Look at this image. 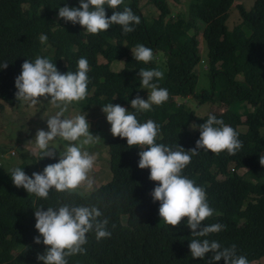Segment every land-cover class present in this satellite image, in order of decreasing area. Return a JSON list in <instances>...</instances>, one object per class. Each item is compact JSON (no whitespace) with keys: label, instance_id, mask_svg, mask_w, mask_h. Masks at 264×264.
I'll return each instance as SVG.
<instances>
[{"label":"trees","instance_id":"obj_1","mask_svg":"<svg viewBox=\"0 0 264 264\" xmlns=\"http://www.w3.org/2000/svg\"><path fill=\"white\" fill-rule=\"evenodd\" d=\"M140 1L124 0L115 10L106 6L108 16L130 7L140 17L134 31L125 34L122 26L113 24L107 31L90 34L58 15L59 7H79L80 0H0V66L8 65L0 67V106H21L15 97V78L25 60L48 58L64 73L77 71V62L84 57L89 63L88 95L75 102L82 110L108 103L126 106L141 123L151 119L159 124L156 142L173 150L177 144L185 150L195 148L199 125L209 115L222 119L239 133L240 150L231 155L226 150L215 154L199 149L183 170V175L205 189L214 210L203 225H226L218 233L198 238L215 240L222 248L235 244L237 256L244 255L249 264H264L259 262L264 258V165L260 163L264 157V0H255L249 9L239 4L241 21L231 29L227 22L235 0H191L190 19L174 13L168 0H149L159 11L152 22ZM199 33L208 48L210 87L197 90V67L202 61ZM45 34L47 42L41 43L40 36ZM133 43L151 48L153 60H135L129 53ZM46 46L53 53L45 50ZM235 54L242 57L241 78L219 66ZM99 56L106 61L101 62ZM120 60L123 67L114 71L112 63ZM141 68L163 72V79L153 82L166 88L169 98L149 111L137 112L131 108V100L140 95ZM188 97L222 105L224 111L200 115L178 101ZM254 125L260 129L256 135L240 129ZM108 150L109 181L83 194L53 188L47 199L17 188L10 176L13 168L6 170L0 159V264H44L37 255L48 246L42 236L41 243H35L34 237L40 236L35 211L63 204L97 207L102 212L98 219H107L106 230L111 233L97 240L95 229L90 231L83 245L86 252L67 257L68 264H209L212 252L203 259L191 256L189 244L194 237L187 218L177 226L158 222L160 204L153 201L151 192L159 182L149 179V168L138 167V153L144 149L128 147L126 138L112 135ZM56 162V157L37 156L32 162L25 157L15 167L31 176ZM240 169L246 171L240 174ZM211 264H225V260Z\"/></svg>","mask_w":264,"mask_h":264},{"label":"clouds","instance_id":"obj_2","mask_svg":"<svg viewBox=\"0 0 264 264\" xmlns=\"http://www.w3.org/2000/svg\"><path fill=\"white\" fill-rule=\"evenodd\" d=\"M123 3L124 0H80L79 7H59L58 15L74 25L78 23L90 34L107 31L113 24L122 26L123 32L127 34L134 31L133 25L140 23V17L128 6L123 11H113L111 16L106 13V6L115 10ZM47 39L46 34L40 36L41 43L47 42ZM132 53L135 60L145 63L154 58L153 50L143 44H138ZM77 65V71L61 73L50 59L38 56L34 62L25 60L21 73L15 78V97L18 101L35 106L42 102L41 97L47 99L50 96V102L58 109L54 115L47 117V131L37 129L33 155L39 154V159L55 157L58 148L52 142L56 138L67 142L64 150L59 151L58 162L45 166L42 173L33 172L29 176L20 167L11 170L10 176L17 188L23 187L28 194L40 198L47 199L53 188L58 192H73L85 183L89 187L92 184L89 173L97 156L90 154L87 146L99 143L101 137L90 132L87 114L71 118L64 115L69 105L84 100L88 95L89 63L81 57ZM7 66L5 62L0 67ZM138 75L141 77L140 87L151 91L146 100L139 95L132 99V109L137 112L149 111L152 105L159 106L168 100V90L153 82L154 79H163L162 71L141 68ZM102 111L106 114L114 137L126 138L128 147L140 146L144 149L138 153V167L149 168V179L159 182L151 196L153 201H159L161 219L170 226H177L187 218V226L194 237L189 244L192 258L203 259L206 253L212 252L211 261L223 258L225 264H249L244 255H236L235 244L222 248L215 240L198 238L218 233L226 225H203V221L211 217L214 210L209 206L205 189L183 175V170L199 149L210 150L215 154L224 150L231 155L236 154L242 147L239 133L222 119L209 115L199 125L200 136L195 148L185 150L177 144L173 150L172 147L156 142L160 125L155 121L148 119L141 123L135 112L120 104H105ZM260 163L264 165V157H260ZM101 216L102 212L95 206L63 204L58 208L48 207L47 210H43L42 206L37 208L35 228L40 236L34 237V240L39 244L42 236L43 244L48 246L44 253L37 255V259L44 264H68L67 257L86 252L83 247L87 242L86 234L93 229L97 240L110 237L111 233L106 230L108 221L99 220Z\"/></svg>","mask_w":264,"mask_h":264},{"label":"rangeland","instance_id":"obj_3","mask_svg":"<svg viewBox=\"0 0 264 264\" xmlns=\"http://www.w3.org/2000/svg\"><path fill=\"white\" fill-rule=\"evenodd\" d=\"M191 0H168L169 5L174 13H180L190 19L189 3ZM255 0H235L234 6L230 10V16L227 22L228 27L231 29L236 24L241 21L239 13V4H243L247 9H249ZM142 11L144 15L148 18L149 22H152L158 15L159 11L155 8L149 0L140 1ZM203 26V23L201 22ZM247 33L250 32V25L246 24L244 27ZM200 39V51L202 56V61L198 65L199 81L197 90L201 88H209L210 80L207 76L208 72V48L203 41V35L199 33ZM139 43H133L129 47V53L135 50ZM45 50L53 53V49L49 46L45 47ZM133 54V53H132ZM101 62L106 60L99 56ZM219 66L226 69L227 71L236 74L238 78H241V70L243 66L242 57L240 54H235L231 58L225 59L219 63ZM123 67V61H116L112 63V69L118 71ZM150 89L141 88L140 97L143 99L148 98ZM149 92V93H148ZM178 99V98H177ZM42 101L37 105L33 106L29 103L22 102L19 107H12L9 105H4L3 108L0 106V159L3 161L4 168L10 170L15 166L22 163L25 157H28L29 161H33V157L39 156L33 155V150L35 149V134L37 129L48 130L47 117L54 115L58 109L50 102L51 97L47 99L43 97L40 98ZM180 103H184L186 107L195 110L200 115L211 114L223 112L224 107L222 105L213 104L210 101L201 102L192 97L187 99H178ZM128 109L126 106H124ZM75 102L69 105L68 110L65 112V117L71 118L75 115H86V119L90 122V132L93 135H99L101 140L99 143L87 146V150L90 154H96L97 158L92 171L89 173V179L92 181L89 187L87 183L81 185L76 192L79 193H90L99 185L109 181L112 176V171L110 169V154L108 150V141L112 137L110 131L111 125L107 122L106 114L102 111V107L92 106L88 110H82ZM129 110V109H128ZM130 111V110H129ZM241 130L248 131L250 134L256 135L260 132L258 126L254 125L252 127L241 126ZM58 148L56 152V158L59 159V151H63L66 141L56 138L52 142ZM51 147V145L49 146ZM12 151L14 154H12ZM233 165H230V169ZM246 169H240L238 172L240 174L244 173ZM263 171V181H264V169ZM224 176L219 175L222 179ZM158 222L162 223L161 217H158ZM259 262H264L262 258ZM256 263V262H254ZM252 263V264H254Z\"/></svg>","mask_w":264,"mask_h":264},{"label":"built area","instance_id":"obj_4","mask_svg":"<svg viewBox=\"0 0 264 264\" xmlns=\"http://www.w3.org/2000/svg\"><path fill=\"white\" fill-rule=\"evenodd\" d=\"M12 154H14V152L12 151Z\"/></svg>","mask_w":264,"mask_h":264}]
</instances>
